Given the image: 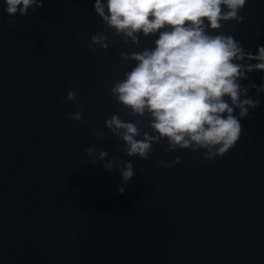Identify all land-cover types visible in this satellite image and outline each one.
I'll use <instances>...</instances> for the list:
<instances>
[{
    "label": "water",
    "instance_id": "obj_1",
    "mask_svg": "<svg viewBox=\"0 0 264 264\" xmlns=\"http://www.w3.org/2000/svg\"><path fill=\"white\" fill-rule=\"evenodd\" d=\"M5 7L0 0V264H264V92L249 88L260 103L244 118L235 110L242 134L223 156L161 139L147 160L129 157L105 120L141 118L111 89L135 65L121 53L152 48L157 36L125 42L94 0H46L27 16ZM239 15L213 34L257 54L264 0H247ZM247 76L242 87L264 85V71ZM76 112L80 121L69 118ZM138 126L155 134L146 117ZM116 159L134 166L123 194L119 170L104 168Z\"/></svg>",
    "mask_w": 264,
    "mask_h": 264
},
{
    "label": "clouds",
    "instance_id": "obj_2",
    "mask_svg": "<svg viewBox=\"0 0 264 264\" xmlns=\"http://www.w3.org/2000/svg\"><path fill=\"white\" fill-rule=\"evenodd\" d=\"M2 2L8 15L27 16L30 8H40L46 0ZM246 2L94 0L97 16L125 42L131 40L138 45L141 34L157 36L152 48L121 53L123 62L131 60L135 65L111 89L122 106L141 118L135 123L125 122L113 114L105 120V126L125 143L127 156L147 160L152 144L167 139L169 150L204 149L205 158L211 160L223 156L238 142L242 125L235 110L239 109L240 118L247 117L249 109L260 103L247 95L249 88L264 92V85L242 87L240 81L248 79L247 73L264 71V46H258L257 54H253L231 35L213 33L222 27V21L243 22L239 12ZM107 39L105 35H93L91 43L106 50ZM75 98L76 93L69 91L66 99ZM145 117L154 135L141 133L138 125ZM69 118L80 121L82 116L76 112ZM86 152L91 156L95 149L87 148ZM107 156V151H100L98 159L103 161ZM179 162L177 157L174 163ZM114 167L124 181L117 186L123 194L135 175L134 166L119 159L108 160L104 166L109 171Z\"/></svg>",
    "mask_w": 264,
    "mask_h": 264
}]
</instances>
